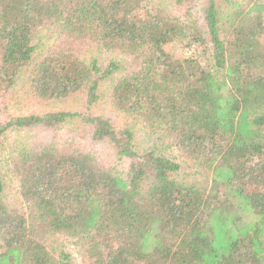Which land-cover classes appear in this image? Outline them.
I'll list each match as a JSON object with an SVG mask.
<instances>
[{
	"label": "trees",
	"instance_id": "1",
	"mask_svg": "<svg viewBox=\"0 0 264 264\" xmlns=\"http://www.w3.org/2000/svg\"><path fill=\"white\" fill-rule=\"evenodd\" d=\"M197 1L0 0V151L11 132L46 137L12 163L18 203L0 172V264H72L69 247L90 264H264V0H205L201 16ZM93 48L122 61L88 64ZM103 96L191 172L139 154ZM20 97L86 101L11 114Z\"/></svg>",
	"mask_w": 264,
	"mask_h": 264
},
{
	"label": "rangeland",
	"instance_id": "2",
	"mask_svg": "<svg viewBox=\"0 0 264 264\" xmlns=\"http://www.w3.org/2000/svg\"><path fill=\"white\" fill-rule=\"evenodd\" d=\"M205 0H198L197 6H196V12L199 16H201V9L203 6ZM158 3H160L163 7V9L167 12H171L173 9L174 2L173 0H157ZM203 24V23H202ZM41 39L43 40V44L45 47H49L53 43L52 40L49 39V34L47 32H42L40 34ZM173 46H168L167 51L173 50ZM110 60H117L119 62L122 61V58L120 55H106L104 52L99 50L98 48H93L90 51H88L85 55V61L90 64L93 62H98L100 65H107ZM109 82H105V84L102 86V93L107 92V86L109 85ZM76 98L73 102H66L64 105L58 104L57 106H49L46 104L41 103H34L33 105L29 103L28 101L23 99L22 97L14 99V101L7 100L10 107V113L11 114H20L25 113L28 114L30 112H33L35 114H42L44 112H48L51 110H81L84 107L85 99L83 97ZM78 99V100H77ZM25 102V104H24ZM0 108H4L3 104L0 101ZM23 108V109H21ZM97 112L101 115H104L105 117H110L115 119L119 125L121 126H128L130 127L134 133H135V145L136 150L139 154H144L146 151H154L157 155L166 157L172 161H174L176 164H178L181 167V170L184 172H191V166L192 161L177 150V148L174 146L173 141L169 138H164L162 141H159L158 138L152 136L150 132L144 128L143 124H137L134 120L124 116L121 113L114 112V109L108 105L107 97L103 96V98L100 100ZM71 128L74 130H77V126H74V124H71ZM72 129H69L68 126H66L62 132V135L64 138H69L71 140H74L77 143L83 144V145H90L91 144V135L88 133V131H85V133L81 136L77 131H74ZM39 129H34L35 132H27V131H16L11 132L8 134L6 140L3 142V148L0 151V172L3 176L4 182H5V195L6 200L10 204H16L19 201V195H18V182L17 179L13 173V165L12 163L15 161L14 159L16 156L20 153L21 149L29 147H35L37 149L43 147V144L46 142L45 134L38 131ZM128 164L124 163L121 168H127ZM58 242H56L59 247L68 245V239L64 237H58ZM67 248V247H66ZM65 248V250H66ZM72 257V264H90V262L86 259L84 255L80 253L78 249H75L73 247L67 248Z\"/></svg>",
	"mask_w": 264,
	"mask_h": 264
}]
</instances>
